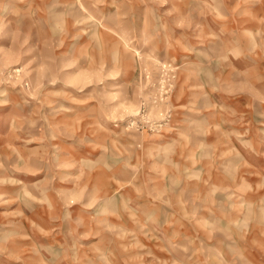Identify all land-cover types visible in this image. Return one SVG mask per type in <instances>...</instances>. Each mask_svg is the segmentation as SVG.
<instances>
[{
	"label": "rangeland",
	"instance_id": "obj_1",
	"mask_svg": "<svg viewBox=\"0 0 264 264\" xmlns=\"http://www.w3.org/2000/svg\"><path fill=\"white\" fill-rule=\"evenodd\" d=\"M0 264H264V0H0Z\"/></svg>",
	"mask_w": 264,
	"mask_h": 264
},
{
	"label": "crops",
	"instance_id": "obj_2",
	"mask_svg": "<svg viewBox=\"0 0 264 264\" xmlns=\"http://www.w3.org/2000/svg\"><path fill=\"white\" fill-rule=\"evenodd\" d=\"M0 128H1L2 130H4L2 127H0ZM1 129H0V133L2 132Z\"/></svg>",
	"mask_w": 264,
	"mask_h": 264
}]
</instances>
